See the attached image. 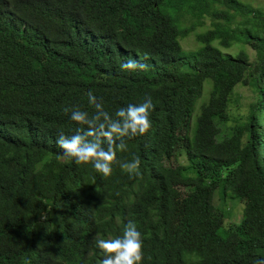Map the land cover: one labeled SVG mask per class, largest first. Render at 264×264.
<instances>
[{
	"label": "trees",
	"instance_id": "obj_1",
	"mask_svg": "<svg viewBox=\"0 0 264 264\" xmlns=\"http://www.w3.org/2000/svg\"><path fill=\"white\" fill-rule=\"evenodd\" d=\"M191 35L199 47L186 50ZM129 58L146 67L122 70ZM240 85L253 100L231 125ZM89 92L113 118L154 106L108 177L55 143L79 127L65 108L95 114ZM134 157L130 178L119 162ZM128 220L140 264L264 261V12L241 0H0V264H101L94 238L120 237Z\"/></svg>",
	"mask_w": 264,
	"mask_h": 264
},
{
	"label": "clouds",
	"instance_id": "obj_2",
	"mask_svg": "<svg viewBox=\"0 0 264 264\" xmlns=\"http://www.w3.org/2000/svg\"><path fill=\"white\" fill-rule=\"evenodd\" d=\"M145 67L143 62L135 58H129L120 65L125 71ZM88 98L95 108V114L90 118L87 112L79 108H65V113L70 112L71 120L79 127L70 137L59 133L55 143L63 150V159L80 166L91 165L104 177H108L112 173L113 164L117 162V151L127 150L125 138L144 136L150 130L149 113L154 106L148 97L139 105L129 104L126 108L118 109L113 118L104 110L103 104L97 102L92 92L88 93ZM119 167L126 171L130 178L140 175L139 157L120 161ZM94 243L104 256L101 264H140L143 259L142 236L132 220H128L124 225L120 237L106 239L97 234ZM261 264H264V261Z\"/></svg>",
	"mask_w": 264,
	"mask_h": 264
},
{
	"label": "rangeland",
	"instance_id": "obj_3",
	"mask_svg": "<svg viewBox=\"0 0 264 264\" xmlns=\"http://www.w3.org/2000/svg\"><path fill=\"white\" fill-rule=\"evenodd\" d=\"M241 1L248 3L252 5L253 7L260 9L264 12V0H241ZM182 44L186 50H195L199 47V44L196 41L195 35H191L187 39H184L182 41ZM247 48H248L249 53L252 55V60H253L254 51L250 46H247ZM238 51H239V47H235L230 50H225V52H228V53H236ZM208 84L209 82H206L204 97H202L197 103L195 114H198L200 112L201 105L203 101L205 100V98L208 96V91H209ZM252 100H253V92L251 91L249 87L240 85L236 88L234 95L231 97V101L229 104V114H232L231 125H234L233 121H236L234 118H237L240 115L246 114L248 112V107L250 103H252ZM227 204L232 210V218L230 220L240 222L242 219L243 213H244L243 205L238 203L232 206V203L230 202V200H228ZM216 205L224 207V203L221 201L220 196L216 197Z\"/></svg>",
	"mask_w": 264,
	"mask_h": 264
}]
</instances>
